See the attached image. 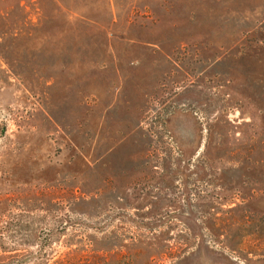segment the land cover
Here are the masks:
<instances>
[{"label": "rangeland", "instance_id": "374dc122", "mask_svg": "<svg viewBox=\"0 0 264 264\" xmlns=\"http://www.w3.org/2000/svg\"><path fill=\"white\" fill-rule=\"evenodd\" d=\"M0 264H264V0L0 9Z\"/></svg>", "mask_w": 264, "mask_h": 264}, {"label": "trees", "instance_id": "16d2710c", "mask_svg": "<svg viewBox=\"0 0 264 264\" xmlns=\"http://www.w3.org/2000/svg\"><path fill=\"white\" fill-rule=\"evenodd\" d=\"M17 1V5L20 3L21 0H16ZM11 0H0V9H4L7 8V6L10 4Z\"/></svg>", "mask_w": 264, "mask_h": 264}]
</instances>
